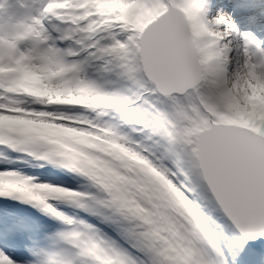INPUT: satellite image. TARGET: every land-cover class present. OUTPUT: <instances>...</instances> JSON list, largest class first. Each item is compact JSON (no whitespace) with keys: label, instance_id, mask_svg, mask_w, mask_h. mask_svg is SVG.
Returning a JSON list of instances; mask_svg holds the SVG:
<instances>
[{"label":"snow or ice","instance_id":"1","mask_svg":"<svg viewBox=\"0 0 264 264\" xmlns=\"http://www.w3.org/2000/svg\"><path fill=\"white\" fill-rule=\"evenodd\" d=\"M19 7L0 19V264H264V123L237 118L264 112V0H143V26L110 0ZM66 125L131 159L104 155L109 177L68 157ZM30 160L76 183L12 166Z\"/></svg>","mask_w":264,"mask_h":264},{"label":"rangeland","instance_id":"2","mask_svg":"<svg viewBox=\"0 0 264 264\" xmlns=\"http://www.w3.org/2000/svg\"><path fill=\"white\" fill-rule=\"evenodd\" d=\"M110 2L114 5L121 6L120 12H121V18H128L131 17V20L133 23L137 24L138 26L145 25L150 17L154 16L157 12L152 9H147L143 7V0H129L130 6L125 5V0H110ZM151 12V13H150ZM147 21V22H146ZM25 83L31 87L34 88H41V83L39 80H37L35 77L25 73ZM42 91L51 92L53 96H59L62 99H71L76 98L80 101L88 100L89 102L85 101L84 103L92 104V103H108L109 101L107 99H102L100 97H97L93 95L91 92H89L86 89H80L77 91L65 89V88H58V89H43ZM263 113L262 119L259 118L257 115ZM255 114V115H253ZM240 121H242L245 124H255L257 128H259L261 123H264V112H261L258 107L256 106L254 101H250L248 107L238 109V117ZM13 126L17 127H23V125L20 122H12ZM69 126H64L60 129H55L53 131L54 139L60 141L61 150L65 152L70 157H73L74 159H77L79 161H85L87 162L90 157L96 156L97 154L93 152L92 154L87 152L86 150L75 148L79 147L81 145V142H87L91 146L98 147L102 151L104 149H108L112 155L119 154L121 156H124L127 159H131L130 154L126 153L119 145L111 142V140L108 138V135L104 133L102 130L100 132H91V131H81L79 129H76L75 131L69 132L65 131ZM83 142V143H84ZM71 153V154H70ZM107 153V152H104ZM87 154V155H85ZM102 158L99 156L95 160V165L98 166V170L102 172L106 176H111V173L107 172L103 168L102 164ZM20 164H25L23 162H19ZM43 163L42 161H36V160H30L29 163V172L33 175H38V173H46L48 175L53 174V178L55 174L59 173L58 179L53 180L49 176L45 177L46 179H50L55 181H63L65 183L72 182L74 185L76 183V178L72 176V174L64 172L63 170L58 171L59 169H53L49 165H45L44 168L39 167V165ZM3 166V165H0ZM22 169H25L24 166H18ZM48 170V171H46ZM50 170V171H49ZM63 171V172H62ZM41 178V179H45ZM70 184V183H69ZM186 203V202H185ZM21 212L25 215H30L35 212V210L31 209L30 206L27 205H19Z\"/></svg>","mask_w":264,"mask_h":264},{"label":"bare ground","instance_id":"3","mask_svg":"<svg viewBox=\"0 0 264 264\" xmlns=\"http://www.w3.org/2000/svg\"><path fill=\"white\" fill-rule=\"evenodd\" d=\"M84 142V141H83ZM81 142L80 144L78 145H81L79 147H75L76 149L77 148H80V149H83V150H86L87 152L89 153H93L95 152L96 154H99V156L103 157L104 155H112L111 152L108 150V149H104L103 151L101 149H99L98 147H95V146H91L89 145V143L87 142ZM104 152H107V153H104ZM71 154V153H70ZM87 155V154H85ZM68 157H70L69 155H67ZM88 156V155H87ZM70 158H73V157H70Z\"/></svg>","mask_w":264,"mask_h":264},{"label":"trees","instance_id":"4","mask_svg":"<svg viewBox=\"0 0 264 264\" xmlns=\"http://www.w3.org/2000/svg\"><path fill=\"white\" fill-rule=\"evenodd\" d=\"M150 13H151V12H150ZM157 14H158V13H156L155 15H157ZM155 15H154V16H155ZM154 16L150 17L147 21H150L151 19H153ZM147 21H146V22H147ZM253 115H255V114H253ZM257 116H258L259 118L261 117V119H262L263 113H260V114H258Z\"/></svg>","mask_w":264,"mask_h":264}]
</instances>
